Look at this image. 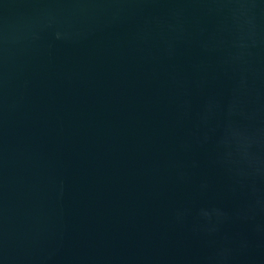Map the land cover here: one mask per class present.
<instances>
[{
  "label": "water",
  "instance_id": "obj_1",
  "mask_svg": "<svg viewBox=\"0 0 264 264\" xmlns=\"http://www.w3.org/2000/svg\"><path fill=\"white\" fill-rule=\"evenodd\" d=\"M0 264H264V0H0Z\"/></svg>",
  "mask_w": 264,
  "mask_h": 264
}]
</instances>
